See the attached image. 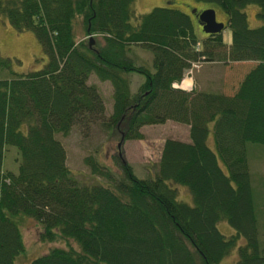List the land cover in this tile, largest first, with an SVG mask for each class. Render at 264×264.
<instances>
[{
    "label": "trees",
    "instance_id": "trees-1",
    "mask_svg": "<svg viewBox=\"0 0 264 264\" xmlns=\"http://www.w3.org/2000/svg\"><path fill=\"white\" fill-rule=\"evenodd\" d=\"M199 1L223 10L229 42L221 32L198 39L177 8L155 6L132 23L133 0H0V16L15 31H32L46 57L41 68L16 73L0 55V264L25 252L20 225L28 217L39 240L67 241L29 264H217L239 237L236 264H264L246 158L247 143L264 144V0ZM248 4L258 7L257 27L248 26ZM76 17L93 43L77 39ZM130 45L149 51L150 65L127 57ZM200 60L255 64L230 95L172 86ZM134 72L143 81L132 92ZM91 74L112 87L107 118ZM167 119L189 125V141L164 139L152 178L135 176L122 157L114 174L87 156L103 180H78L56 138L95 122L118 130L119 121L124 138H141V125ZM11 146L16 171L4 168ZM175 184L190 204L177 199ZM220 220L234 234L224 236Z\"/></svg>",
    "mask_w": 264,
    "mask_h": 264
},
{
    "label": "rangeland",
    "instance_id": "rangeland-1",
    "mask_svg": "<svg viewBox=\"0 0 264 264\" xmlns=\"http://www.w3.org/2000/svg\"><path fill=\"white\" fill-rule=\"evenodd\" d=\"M155 6H164L177 8L189 15L193 24V30L198 39L205 37V32L199 24L196 11L211 8L214 10L216 21L224 24L221 30L225 41L230 40V29L226 25V15L223 10L213 2L199 0H133L131 7L134 15L131 16V22H137V16L150 11ZM195 9V11H193ZM258 7L256 4H248L243 8L247 17L249 27H257L261 24L257 16ZM136 16V17H134ZM80 17H76L75 31L77 39L88 38L82 36L79 26ZM89 39V38H88ZM99 37L94 39L100 41ZM127 57H131L136 65H150L151 54L146 49L137 45H130L125 52ZM0 55L8 57L11 62V68L16 73H26L37 70L42 67L46 61L41 44L35 34L30 30L15 31L9 26L6 20L0 16ZM255 64V61H229V60H200L191 62V66L186 70L187 75L184 81L186 86L196 90H211L224 94H232L244 74ZM191 70V71H190ZM195 80H191L190 77ZM130 90L136 91L139 84L143 81L141 75L130 73ZM88 84H94L104 103V117L107 118L112 109V87L108 81H100L93 74L87 80ZM179 86V83H178ZM121 122H118V128L113 130H104L98 122L92 124L88 130L74 125L69 134H56V138L62 143L65 152V163L72 171L75 178L87 182H102L101 177L91 174L89 167L85 164L84 158L93 157L101 165L109 168L114 174H118L117 161L121 158L124 162L130 164L135 176L141 178H152V170L157 166L160 149L164 139L176 138L180 140H189V127L187 124L176 122L170 119L157 124H144L138 130L141 138H122ZM120 125V126H119ZM212 143L210 144V140ZM121 141V142H120ZM120 142L119 149L117 144ZM207 145L214 149L212 130L210 129L207 137ZM8 148L5 152V169L17 170V152L15 147ZM120 154L119 155V152ZM246 158L250 174L251 186L253 189L255 209L258 220L259 234L264 243V144L247 143ZM177 190V199L186 203H191V195L183 186L175 184ZM22 238L25 245V252L20 254L14 264H29L30 261L40 253L47 251L53 246H66L64 239L57 241H41L38 239L37 222L32 218H25L20 225ZM217 229L226 237L234 234V229L225 221L220 220L216 223ZM71 245L75 244L68 240ZM242 242L239 237L236 246L231 248L226 255L217 264H236L237 245ZM76 247V246H75Z\"/></svg>",
    "mask_w": 264,
    "mask_h": 264
},
{
    "label": "water",
    "instance_id": "water-1",
    "mask_svg": "<svg viewBox=\"0 0 264 264\" xmlns=\"http://www.w3.org/2000/svg\"><path fill=\"white\" fill-rule=\"evenodd\" d=\"M193 11H195V9ZM198 20H199V24L202 26V29L205 33H210V34L218 33V32H221V30L224 27V24L222 22L216 21L214 10L211 8L201 10L198 13ZM89 41H90L89 42L90 44L93 43L92 38H89ZM122 138L123 136H121V140ZM120 142H118L117 144L118 149H119ZM118 153L119 155H121L120 151Z\"/></svg>",
    "mask_w": 264,
    "mask_h": 264
},
{
    "label": "crops",
    "instance_id": "crops-1",
    "mask_svg": "<svg viewBox=\"0 0 264 264\" xmlns=\"http://www.w3.org/2000/svg\"><path fill=\"white\" fill-rule=\"evenodd\" d=\"M184 78H187L188 76H187V74H186V71H185V74H184V76H183ZM188 79H189V77H188ZM190 79L193 81V80H195L192 76L190 77ZM195 82H196V80H195ZM188 127H189V125H188ZM189 134V133H188ZM174 139H176V138H174ZM180 140V139H179ZM183 141H189V140H183ZM210 144L212 143V139L210 140V142H209Z\"/></svg>",
    "mask_w": 264,
    "mask_h": 264
},
{
    "label": "bare ground",
    "instance_id": "bare-ground-1",
    "mask_svg": "<svg viewBox=\"0 0 264 264\" xmlns=\"http://www.w3.org/2000/svg\"><path fill=\"white\" fill-rule=\"evenodd\" d=\"M184 80H185V78H184L183 81H182V86H183V87H185L186 84H187V83H186L187 81H184Z\"/></svg>",
    "mask_w": 264,
    "mask_h": 264
},
{
    "label": "flooded vegetation",
    "instance_id": "flooded-vegetation-1",
    "mask_svg": "<svg viewBox=\"0 0 264 264\" xmlns=\"http://www.w3.org/2000/svg\"><path fill=\"white\" fill-rule=\"evenodd\" d=\"M200 11V10H199ZM199 11H196V13L198 14L199 13Z\"/></svg>",
    "mask_w": 264,
    "mask_h": 264
}]
</instances>
